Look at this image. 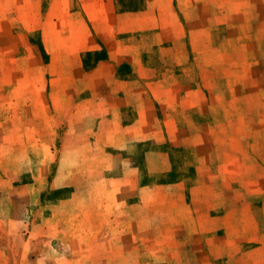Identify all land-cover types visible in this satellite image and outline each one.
<instances>
[{"label": "rangeland", "instance_id": "374dc122", "mask_svg": "<svg viewBox=\"0 0 264 264\" xmlns=\"http://www.w3.org/2000/svg\"><path fill=\"white\" fill-rule=\"evenodd\" d=\"M0 264H264V0H0Z\"/></svg>", "mask_w": 264, "mask_h": 264}, {"label": "crops", "instance_id": "0c3cea01", "mask_svg": "<svg viewBox=\"0 0 264 264\" xmlns=\"http://www.w3.org/2000/svg\"><path fill=\"white\" fill-rule=\"evenodd\" d=\"M90 43H91V42H90ZM89 48H90V49H88L89 51H93V50H95L96 45L93 44V43H91Z\"/></svg>", "mask_w": 264, "mask_h": 264}]
</instances>
